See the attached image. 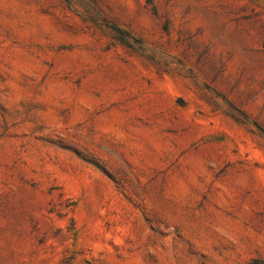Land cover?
<instances>
[{
  "label": "rangeland",
  "instance_id": "1",
  "mask_svg": "<svg viewBox=\"0 0 264 264\" xmlns=\"http://www.w3.org/2000/svg\"><path fill=\"white\" fill-rule=\"evenodd\" d=\"M0 264H264V0H0Z\"/></svg>",
  "mask_w": 264,
  "mask_h": 264
},
{
  "label": "trees",
  "instance_id": "2",
  "mask_svg": "<svg viewBox=\"0 0 264 264\" xmlns=\"http://www.w3.org/2000/svg\"><path fill=\"white\" fill-rule=\"evenodd\" d=\"M117 38H120V39H117V40H121L120 42H122L123 44H125L124 41H123L124 39H122L123 37H117Z\"/></svg>",
  "mask_w": 264,
  "mask_h": 264
}]
</instances>
